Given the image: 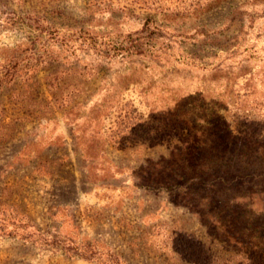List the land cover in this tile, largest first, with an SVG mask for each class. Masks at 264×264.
I'll return each instance as SVG.
<instances>
[{"label":"rangeland","instance_id":"374dc122","mask_svg":"<svg viewBox=\"0 0 264 264\" xmlns=\"http://www.w3.org/2000/svg\"><path fill=\"white\" fill-rule=\"evenodd\" d=\"M4 74L0 206L101 258L0 264H264V0H0Z\"/></svg>","mask_w":264,"mask_h":264},{"label":"trees","instance_id":"16d2710c","mask_svg":"<svg viewBox=\"0 0 264 264\" xmlns=\"http://www.w3.org/2000/svg\"><path fill=\"white\" fill-rule=\"evenodd\" d=\"M220 1L216 0V2ZM143 33L144 31L139 34H128L115 42L113 40L105 41L101 43L103 49L100 51L104 57L109 59H126L131 55L153 54L156 46L146 41ZM147 36L150 37L151 34ZM9 80L6 74L0 76V86L9 83ZM5 238H16L44 250L59 248L68 255L77 256L90 263L101 258V252L95 248L92 242L76 243L64 234L43 232L25 213L11 205L0 206V241ZM106 260L108 264L109 262L110 264H120L121 262L117 256L110 253H107Z\"/></svg>","mask_w":264,"mask_h":264},{"label":"crops","instance_id":"0c3cea01","mask_svg":"<svg viewBox=\"0 0 264 264\" xmlns=\"http://www.w3.org/2000/svg\"><path fill=\"white\" fill-rule=\"evenodd\" d=\"M82 260V259H81ZM83 261H85V260H83ZM86 262H88V261H86ZM88 263H90V262H88Z\"/></svg>","mask_w":264,"mask_h":264}]
</instances>
